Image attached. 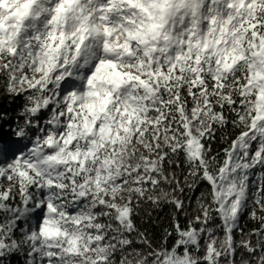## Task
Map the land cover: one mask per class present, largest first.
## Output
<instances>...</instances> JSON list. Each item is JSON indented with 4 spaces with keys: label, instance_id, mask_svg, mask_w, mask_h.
Returning <instances> with one entry per match:
<instances>
[{
    "label": "snow or ice",
    "instance_id": "6c2138e0",
    "mask_svg": "<svg viewBox=\"0 0 264 264\" xmlns=\"http://www.w3.org/2000/svg\"><path fill=\"white\" fill-rule=\"evenodd\" d=\"M0 98V264H264V0H0Z\"/></svg>",
    "mask_w": 264,
    "mask_h": 264
},
{
    "label": "trees",
    "instance_id": "16d2710c",
    "mask_svg": "<svg viewBox=\"0 0 264 264\" xmlns=\"http://www.w3.org/2000/svg\"><path fill=\"white\" fill-rule=\"evenodd\" d=\"M20 101L17 100L15 103H10L7 99L0 98V110H7L8 112H13L17 109ZM5 125V129H6ZM232 130L229 129V132ZM222 144H217L215 147L219 149ZM191 179V177H189ZM202 190V188H201ZM173 215V209L165 204H162L158 208H142L141 214L137 217V224L142 229H147L150 238H152L154 241L159 242V240L162 238L164 230L168 227L170 223V219ZM243 223V222H242ZM246 226V230H247Z\"/></svg>",
    "mask_w": 264,
    "mask_h": 264
},
{
    "label": "rangeland",
    "instance_id": "374dc122",
    "mask_svg": "<svg viewBox=\"0 0 264 264\" xmlns=\"http://www.w3.org/2000/svg\"><path fill=\"white\" fill-rule=\"evenodd\" d=\"M11 264H23V256L13 257Z\"/></svg>",
    "mask_w": 264,
    "mask_h": 264
}]
</instances>
